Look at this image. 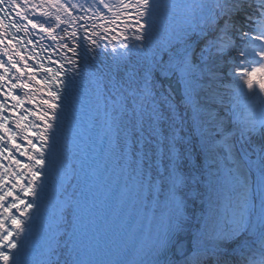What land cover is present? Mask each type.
<instances>
[{
	"label": "snow or ice",
	"instance_id": "snow-or-ice-1",
	"mask_svg": "<svg viewBox=\"0 0 264 264\" xmlns=\"http://www.w3.org/2000/svg\"><path fill=\"white\" fill-rule=\"evenodd\" d=\"M159 8L0 0V264H35L26 257L37 254L31 233L44 210L38 264H91L84 252L102 246L121 213L133 243L109 264H216L221 245L236 241L235 264H264V145L252 143L264 134V0H186L167 36ZM225 64L229 86L207 98L220 118L199 93ZM157 73L179 89L162 91ZM78 105L93 163L82 175L68 165L53 187L50 162ZM197 198L201 212L189 215Z\"/></svg>",
	"mask_w": 264,
	"mask_h": 264
},
{
	"label": "bare ground",
	"instance_id": "bare-ground-1",
	"mask_svg": "<svg viewBox=\"0 0 264 264\" xmlns=\"http://www.w3.org/2000/svg\"><path fill=\"white\" fill-rule=\"evenodd\" d=\"M157 3L160 5V8L158 9V21H157V28L160 30L165 36H167L171 23L173 20L175 21H180L183 18L184 15V8L186 4V0H157ZM242 17H236V20L239 21L241 20ZM200 39L198 37H193L188 41L191 47H193L194 44H197ZM193 49V48H192ZM164 59H167V56L164 57ZM155 80L160 87V89L167 90L169 86L172 89H179V84L177 83V80L175 77H170L169 79H163L160 73L155 74ZM177 96V99L179 100V93L178 91L175 93ZM201 92L199 93V98H200ZM181 112L184 110L181 108ZM65 159H67L65 155ZM201 161L199 156L196 158V163L193 165V167L197 168L199 174V169H200ZM202 190L200 189L199 185L196 186V192L200 193ZM201 212V206L199 203V199L197 198L196 200H189V208H188V214L192 215L195 213L196 215H199ZM186 244H187V252L190 254L191 253V243L188 242L186 239Z\"/></svg>",
	"mask_w": 264,
	"mask_h": 264
},
{
	"label": "rangeland",
	"instance_id": "rangeland-1",
	"mask_svg": "<svg viewBox=\"0 0 264 264\" xmlns=\"http://www.w3.org/2000/svg\"><path fill=\"white\" fill-rule=\"evenodd\" d=\"M247 29V24L245 22L244 27L241 30H246ZM203 47V44L201 43V41H198L197 44L193 45V51H194V56H193V63H199V61L196 59V56L199 53L200 48ZM231 55V54H230ZM218 60L220 58H217ZM229 59L228 56L223 57V60L227 61ZM256 59H259L258 57ZM253 65H250L249 67H251ZM215 71L221 76L223 77V79L217 80L212 82V88L207 90V91H201V95H200V99L202 101V106L205 108H212L214 110H216L219 114L220 118H223L225 116V110L223 109V107L218 106L216 103H208L207 102V98L212 94L213 91H223V89H219L217 88V85H225V86H229V77L225 75V72L227 71V65L225 64L224 67H218L215 68ZM203 83L207 84L209 83V81L207 79H205L203 81ZM252 143L254 145H264V134H258L252 141ZM243 239V237L241 238ZM240 241H236L234 243L232 242H228L226 244H222L221 247L222 249H224L220 259L218 262H216V264H235V257L230 254V252H232V249L235 247L236 244H238ZM230 254V255H228ZM205 264H214V262L209 259L207 261H205Z\"/></svg>",
	"mask_w": 264,
	"mask_h": 264
},
{
	"label": "clouds",
	"instance_id": "clouds-1",
	"mask_svg": "<svg viewBox=\"0 0 264 264\" xmlns=\"http://www.w3.org/2000/svg\"><path fill=\"white\" fill-rule=\"evenodd\" d=\"M258 115H259L258 113L253 114L254 118L258 117Z\"/></svg>",
	"mask_w": 264,
	"mask_h": 264
}]
</instances>
